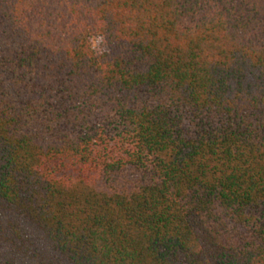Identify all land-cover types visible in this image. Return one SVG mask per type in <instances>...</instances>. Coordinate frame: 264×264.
<instances>
[{"label": "trees", "instance_id": "obj_1", "mask_svg": "<svg viewBox=\"0 0 264 264\" xmlns=\"http://www.w3.org/2000/svg\"><path fill=\"white\" fill-rule=\"evenodd\" d=\"M0 264H264V0H0Z\"/></svg>", "mask_w": 264, "mask_h": 264}]
</instances>
